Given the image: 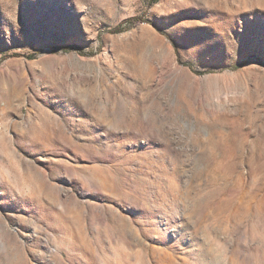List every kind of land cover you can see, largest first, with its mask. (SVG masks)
Here are the masks:
<instances>
[{"label":"rangeland","instance_id":"374dc122","mask_svg":"<svg viewBox=\"0 0 264 264\" xmlns=\"http://www.w3.org/2000/svg\"><path fill=\"white\" fill-rule=\"evenodd\" d=\"M0 264H264V0H0Z\"/></svg>","mask_w":264,"mask_h":264},{"label":"trees","instance_id":"16d2710c","mask_svg":"<svg viewBox=\"0 0 264 264\" xmlns=\"http://www.w3.org/2000/svg\"><path fill=\"white\" fill-rule=\"evenodd\" d=\"M155 1L156 0H151V3L155 2ZM138 21H140L139 18L131 17V18H128L126 20V23H127L128 26H133V25H136L138 23ZM121 29H122V26L121 25H117L116 27H114L113 29H111V32H119V31H121ZM65 48H67V47H65ZM178 59L180 60L179 57H178ZM185 65H188L189 66L188 63H185ZM198 73H202V72L200 71Z\"/></svg>","mask_w":264,"mask_h":264}]
</instances>
